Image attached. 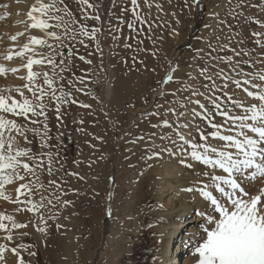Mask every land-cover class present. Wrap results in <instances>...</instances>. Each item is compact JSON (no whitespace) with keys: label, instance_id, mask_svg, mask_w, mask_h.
<instances>
[{"label":"snow or ice","instance_id":"snow-or-ice-1","mask_svg":"<svg viewBox=\"0 0 264 264\" xmlns=\"http://www.w3.org/2000/svg\"><path fill=\"white\" fill-rule=\"evenodd\" d=\"M127 2L121 0L120 11H131L135 20L117 17V25L127 23V27L136 32L135 22H139L151 30L152 24L148 23L146 15H142L139 0H130V9L124 6ZM201 2L183 0L184 7L189 9L198 7ZM76 3L79 17L67 0H34L26 13L24 31L11 35L9 39L13 46L0 52V57L10 62L8 66L0 64V76L11 73L22 82L14 89H0V199L23 205V208L16 209L18 212L40 213L38 219L41 222H45L41 209L53 204L52 197L62 205L71 203L61 201V196H66L69 189L62 187L67 181L64 177L56 176L57 172L83 179L78 173L64 169L60 145L50 143V114H55L59 128L63 123L65 106L91 107L81 103L74 95H89L86 89L91 82L88 79L90 69L82 75L74 74L77 57L85 64H92V60L83 55L78 56L77 46L83 45L87 49V38L88 41L96 42L97 51L101 57L103 55L99 44V35L103 30L101 4L91 0H76ZM111 4L115 8L116 0H111ZM246 4L247 0H227V15L259 25L258 29L253 30L252 36L256 38L257 45L264 46V20H252L247 16ZM143 6L151 9L153 4L150 0H143ZM0 7L7 9L9 5L0 4ZM155 7L163 11L161 4L156 3ZM261 11L264 12V9ZM8 15L6 12L0 19ZM172 15L175 16V13ZM212 16L218 24L226 25L229 32L232 31V25L219 19V13H213ZM85 21L96 23L88 26ZM109 29H112L110 23ZM20 38H24V42H20ZM113 39L119 37L113 35ZM216 39L219 41L220 37ZM125 47L131 48V45L125 43ZM45 48L47 52L41 51ZM208 48L211 51L201 57L202 66H197L199 78L205 83L197 86L174 81L172 74L177 71L178 65H170L168 74L159 82L161 85L170 82L180 84L171 93L162 89L161 97L169 94L175 97L181 91L189 92V95L177 101L183 111L157 104V109H163L162 112L149 111L144 114L154 117L163 115L165 119L151 127L171 129L159 135L162 142L159 145L153 140L157 133L149 136L153 150L147 158L159 159L167 154L193 174L190 185L182 189L191 194L194 211L201 221L190 264H264V47L259 49L258 55L244 52V56L252 57L247 60L212 55L213 52L229 48L225 44L214 46L209 42ZM229 50L235 52L236 56L241 55L234 48ZM88 54L93 55L91 52ZM17 58L19 64L16 63ZM221 63L227 65V70L220 67ZM188 78L198 79L192 73H188ZM92 98L95 99L94 96ZM190 105L194 107L190 108ZM169 114L175 118L171 123L167 119ZM78 122L82 124L83 120ZM62 135L58 133L56 139L59 140ZM36 140H39L38 149L35 147ZM137 140L144 141L145 137L139 136ZM156 148L159 151H155ZM57 164L59 168L55 167ZM44 172L49 177L47 185L54 191L48 196L41 194L40 200L36 201L34 195L45 187L36 181ZM54 176L56 179L52 178ZM6 186L12 188L14 198L5 195ZM72 191L75 192V189ZM44 201H47V205ZM48 211L51 213V209ZM107 214L111 216L110 207ZM55 215L58 213L49 215L48 219H53ZM31 223V219L27 223L17 222L12 215L0 213V231L6 233L3 236L6 243L0 244V264H9L6 254L11 256V264H34L31 258L38 255L32 250L35 245L21 242L30 233H13V229H24ZM35 227L42 234L46 231L39 224ZM56 227L60 228L61 225L57 224Z\"/></svg>","mask_w":264,"mask_h":264},{"label":"rangeland","instance_id":"rangeland-1","mask_svg":"<svg viewBox=\"0 0 264 264\" xmlns=\"http://www.w3.org/2000/svg\"><path fill=\"white\" fill-rule=\"evenodd\" d=\"M19 1L22 0H0V4L9 5L7 9L0 7V16L9 13L7 18L0 19V52L13 46V42L9 39L11 35L24 30L26 13L34 2V0H23L21 3ZM67 2L79 17L76 0H67ZM91 2L101 4L103 30L99 35V44L103 55L101 57L97 51L95 41H88L85 38L89 47L85 49L83 45H78V56H85L86 59L92 60V64H85L77 57L74 72L78 76L84 74L86 70H91L88 77L91 82L86 89L90 94L86 96L82 93H74L81 103L89 104L91 107L65 106L63 123L59 128L55 114H50L49 120L52 137L50 143L60 145L59 152L64 169L67 172L78 173L83 179L57 172L56 176L64 177L67 181L62 187L69 189L66 196H61V201L66 200L71 203L62 205L54 197H52V205H47V201H44L47 207L41 209V212L45 215V222L38 219L40 213L18 212L16 209L23 208V205L16 206L6 201V215H12L17 222L27 223L29 219L32 220L27 228L13 229V233L22 231L30 233L21 242L35 245L32 250L38 255L31 258L34 264H132V254L138 246L136 242L140 240L142 232L149 228V224L153 225L157 215L171 209L170 205L166 206L165 203L173 194H165L161 198L160 188L163 185H171L174 186V190L182 191L193 180L191 170L184 168L178 160L170 158L167 154L159 159L147 158L153 150L149 136L154 132L157 133L153 140L159 145L162 143L158 138L159 135L170 132L171 129L152 128V124L160 123L165 117L144 114L149 111L162 112L163 109H157V104H163L164 108L171 106L177 111H183L177 101H182L189 95V92L181 91L177 92L175 97L172 95L161 97L158 94L159 90L163 88L165 90L170 85L172 88L170 92H173L180 87V84L170 82L169 85H161L159 82L164 79L172 64L178 65L177 68L181 69L186 64L191 70L197 71V66L203 64L201 57L205 52L211 51L208 48L209 42L214 46L225 44L239 51L240 56H236L229 48L212 53L214 56H231L234 60L250 59L252 57L244 56L243 53L258 55L259 49L264 47L257 45L256 38L252 36L253 30L258 29L259 25L242 22L227 15L229 11L227 0H202L198 7L193 6L191 9L184 7L183 0H171V2L150 0L153 4L151 9L143 6V0H139L142 15H146L152 28L149 30L146 26L135 22L136 32L131 31L127 23L117 25V17L135 20L131 11L121 13V0H116L115 8L112 7L111 0H91ZM156 3L163 6L162 12L155 7ZM124 6L130 9V0ZM261 9H264V0H247L245 13L252 20H264V12ZM18 12L20 14H17ZM172 13H175V16ZM213 13H219V19L226 20L232 25V31L229 32L226 25L218 24L212 16ZM16 14L22 19L19 18V21L15 19ZM20 22H23L22 27H19ZM84 23L92 26L96 22ZM109 23L112 26L111 30ZM113 35L119 39L114 40ZM217 36L220 37L219 41L216 39ZM241 40L242 44L239 43ZM139 41L143 43L140 44ZM20 42H24V38H20ZM125 43L130 44L131 48H126ZM41 51L47 52L48 49ZM89 52L93 55L90 56ZM187 54H189L188 58ZM133 57L136 58L135 62ZM19 62L17 58L16 63ZM1 63L8 66L10 62L0 57ZM220 67L227 70L225 63H221ZM128 78L132 79V84L138 87L139 91H125V82ZM199 79L205 83L202 78ZM21 83L11 73L0 76V89H14ZM108 84L110 95L107 98L105 88ZM93 96L95 99L92 98ZM167 119L171 123L175 118L169 114ZM80 120H83L82 124L78 122ZM58 133H63L59 140L56 139ZM139 136H144L145 140L138 141ZM132 141L136 142L132 143ZM21 143H23L22 139ZM35 147L39 148V140H36ZM52 150L56 151L55 148ZM155 151L159 149L156 148ZM55 167L59 168V164ZM56 176L52 178L56 179ZM31 179L35 180V177ZM48 179L47 173L44 172L36 181L37 184L43 183L45 187L38 190L33 197L34 200L39 201L41 194L48 196L54 191L47 185ZM72 189H75V192ZM4 191L6 195L14 198L15 193L11 187L6 186ZM182 194L188 199L191 198L189 193L182 191ZM109 207L111 216L107 214ZM48 209H51V213ZM55 213L58 215L48 219L49 215ZM181 214L182 211L176 214L178 216L173 220L176 227L183 220ZM193 214H196L195 211ZM5 223L11 227L9 222L5 221ZM36 224L44 227L45 233L38 232ZM57 224L61 227L57 228ZM195 224L193 228L200 230L201 221L197 219ZM154 229L150 228V230ZM5 234L0 231V244L6 243L3 239ZM6 255L11 264V256ZM183 256L189 255L182 253L180 264L183 262Z\"/></svg>","mask_w":264,"mask_h":264},{"label":"bare ground","instance_id":"bare-ground-1","mask_svg":"<svg viewBox=\"0 0 264 264\" xmlns=\"http://www.w3.org/2000/svg\"><path fill=\"white\" fill-rule=\"evenodd\" d=\"M18 11H20V9ZM19 18L20 20L22 19L21 16H17L16 14L15 19H18L19 21ZM22 23L20 22L19 27L23 26V25L21 26ZM16 24L18 25L17 21ZM186 57L188 58L189 54H187ZM171 66L176 67L173 64ZM169 70L170 67L167 70V74ZM188 73H192V75L198 77V79L190 80L188 78ZM197 74L198 71L191 70L188 65L184 64L182 69L177 68V71L172 75L174 77V81L178 79L179 81H182L185 85L198 86L203 82L200 81L199 75L197 76ZM105 89H106L105 96L108 98L110 95L109 93L110 85L108 84ZM167 90L169 93H171L170 90H172V88L170 85L164 91L167 92ZM160 93L161 90H159L158 94ZM160 190H161V196H160L161 198L165 194H170V195L173 194L172 196H170V198L166 200L165 203L166 206L170 205L171 209H168L167 211H163L160 215H157V217H155L154 219V223L152 227H149L147 228L146 231L142 232L140 240L136 242L138 246L135 248L132 254V264H156L157 261L159 262V264H180L179 260L182 253L189 255L185 257L183 256L184 259L182 264H190L192 260V249L196 244L200 231L193 228V226L196 225L195 223L197 219L200 220V218L196 214H193L195 205L191 202L192 197L190 199L184 197L182 191L174 190V186L171 185H163L160 188ZM166 197H168V195ZM0 201H1L0 212L6 215V201H4L3 199H0ZM180 211H182L181 218L183 220L182 222H180L179 226L176 227V225L174 226L173 220L178 216L176 214H178ZM150 228H155V229L150 230ZM178 228H180L181 232L180 231L178 232ZM153 257H155V260H153Z\"/></svg>","mask_w":264,"mask_h":264},{"label":"crops","instance_id":"crops-1","mask_svg":"<svg viewBox=\"0 0 264 264\" xmlns=\"http://www.w3.org/2000/svg\"><path fill=\"white\" fill-rule=\"evenodd\" d=\"M115 89L117 90L119 88H115ZM125 91L126 92H137L139 91V88L132 84V79L128 78V81L125 82Z\"/></svg>","mask_w":264,"mask_h":264},{"label":"water","instance_id":"water-1","mask_svg":"<svg viewBox=\"0 0 264 264\" xmlns=\"http://www.w3.org/2000/svg\"><path fill=\"white\" fill-rule=\"evenodd\" d=\"M109 205V204H108Z\"/></svg>","mask_w":264,"mask_h":264}]
</instances>
